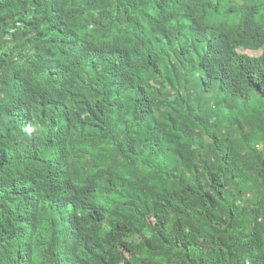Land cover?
Listing matches in <instances>:
<instances>
[{
    "label": "clouds",
    "instance_id": "clouds-1",
    "mask_svg": "<svg viewBox=\"0 0 264 264\" xmlns=\"http://www.w3.org/2000/svg\"><path fill=\"white\" fill-rule=\"evenodd\" d=\"M0 264H264V0H0Z\"/></svg>",
    "mask_w": 264,
    "mask_h": 264
}]
</instances>
